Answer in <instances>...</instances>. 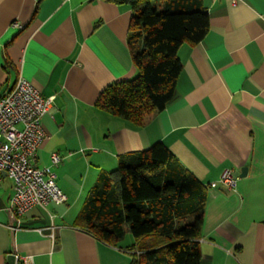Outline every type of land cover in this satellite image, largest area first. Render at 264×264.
Returning a JSON list of instances; mask_svg holds the SVG:
<instances>
[{
    "label": "crops",
    "instance_id": "1",
    "mask_svg": "<svg viewBox=\"0 0 264 264\" xmlns=\"http://www.w3.org/2000/svg\"><path fill=\"white\" fill-rule=\"evenodd\" d=\"M202 1L207 31L179 46L171 99L136 125L96 105L109 84L137 74L129 3L0 0V97L18 77L54 96L35 165L59 155L52 169L65 196L18 216L13 181L2 175L0 264L9 254L15 264H129V232L111 245L76 217L100 174L155 142L207 185L199 264H264V0ZM226 168L238 175L235 188L210 187Z\"/></svg>",
    "mask_w": 264,
    "mask_h": 264
},
{
    "label": "trees",
    "instance_id": "2",
    "mask_svg": "<svg viewBox=\"0 0 264 264\" xmlns=\"http://www.w3.org/2000/svg\"><path fill=\"white\" fill-rule=\"evenodd\" d=\"M134 13L127 42L137 74L109 84L96 105L136 125L160 111L172 97L182 69L179 46L205 35L202 0H111ZM207 185L177 162L161 142L122 156L99 175L84 199L76 224L116 245L126 232L135 239L129 264H199V238Z\"/></svg>",
    "mask_w": 264,
    "mask_h": 264
},
{
    "label": "built area",
    "instance_id": "3",
    "mask_svg": "<svg viewBox=\"0 0 264 264\" xmlns=\"http://www.w3.org/2000/svg\"><path fill=\"white\" fill-rule=\"evenodd\" d=\"M53 99V95L42 96L30 81L22 77H18L0 97V179L5 171L13 181L9 208L18 216L34 205L46 206L65 199L52 169L59 162V155L51 153L50 165H35L36 151L46 137L41 119L49 113ZM237 179L233 169L226 168L209 186L221 183L233 189ZM24 263L29 264L27 258Z\"/></svg>",
    "mask_w": 264,
    "mask_h": 264
},
{
    "label": "water",
    "instance_id": "4",
    "mask_svg": "<svg viewBox=\"0 0 264 264\" xmlns=\"http://www.w3.org/2000/svg\"><path fill=\"white\" fill-rule=\"evenodd\" d=\"M245 172H246V167H242V168H241V173H240V175H241V176L244 175ZM2 175H6V172L3 171V172H2ZM7 260H8V262H9V264H15V263H16V256L13 255V254H9V255L7 256Z\"/></svg>",
    "mask_w": 264,
    "mask_h": 264
},
{
    "label": "rangeland",
    "instance_id": "5",
    "mask_svg": "<svg viewBox=\"0 0 264 264\" xmlns=\"http://www.w3.org/2000/svg\"><path fill=\"white\" fill-rule=\"evenodd\" d=\"M153 4L156 5L157 7L159 6V5H158V4H159L158 1L153 0ZM160 9H161V7L159 6V7H158V10H160ZM129 238H131V235H130V234H127V240H128ZM127 240H126V241H127Z\"/></svg>",
    "mask_w": 264,
    "mask_h": 264
}]
</instances>
